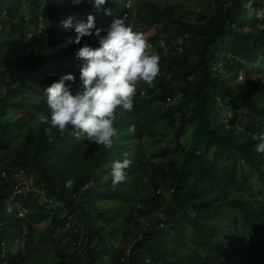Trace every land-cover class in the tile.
Masks as SVG:
<instances>
[{
  "label": "trees",
  "instance_id": "obj_1",
  "mask_svg": "<svg viewBox=\"0 0 264 264\" xmlns=\"http://www.w3.org/2000/svg\"><path fill=\"white\" fill-rule=\"evenodd\" d=\"M250 1L205 0L197 12L108 0L106 15L94 0H0V264H264V153L252 138L264 133V82L253 78L264 71V0ZM80 9L97 27L123 16L156 30L147 40L160 73L138 82L111 149L37 124L41 86L71 73L80 91L75 53L99 47L94 36L65 43ZM125 158L127 179L113 187L111 165ZM21 182L29 193L15 197Z\"/></svg>",
  "mask_w": 264,
  "mask_h": 264
},
{
  "label": "clouds",
  "instance_id": "obj_2",
  "mask_svg": "<svg viewBox=\"0 0 264 264\" xmlns=\"http://www.w3.org/2000/svg\"><path fill=\"white\" fill-rule=\"evenodd\" d=\"M74 2L78 4L81 0ZM107 2L108 0H94L93 7L96 11L103 10L106 15H111L110 9L103 8ZM254 2L255 0L250 1L249 7ZM87 4L91 5V1H87ZM132 4L134 3L129 6ZM257 12L258 10L255 12L256 18ZM61 24L65 29L73 27L72 18L68 17ZM74 30L75 37H67L66 45L80 44L82 38L94 36L99 47L84 44L75 53L83 61L79 75L80 91L72 93L71 85L76 82V77L71 73L55 79L43 90L48 113L39 114L37 124L47 125L45 132L49 135L55 129L61 134L67 132L77 140L85 137L97 146L111 149L119 136L115 123L123 112L133 110L138 82L143 81L151 86L157 78L160 73V56L157 52L150 51L153 46L145 37L150 30H143L144 33L135 31L134 26L127 23L123 16L113 18L106 27H97L94 16L90 14L87 22L76 23ZM177 41L180 53L181 42L177 44ZM159 43L161 47H165L163 40ZM252 138L257 141L256 151L264 153V133L253 135ZM131 163L127 158L112 163L110 177L113 187L126 181V169ZM20 177L25 178L24 175ZM14 180H17L16 176ZM19 184L14 192L15 197L26 194L22 182ZM72 186L71 179L65 182L67 189ZM252 200L249 194L245 202ZM146 225L145 223L144 227Z\"/></svg>",
  "mask_w": 264,
  "mask_h": 264
},
{
  "label": "rangeland",
  "instance_id": "obj_3",
  "mask_svg": "<svg viewBox=\"0 0 264 264\" xmlns=\"http://www.w3.org/2000/svg\"><path fill=\"white\" fill-rule=\"evenodd\" d=\"M142 1V0H141ZM251 1H254V0H251ZM151 2H153V3H156L160 8H164V7H166V6H173V5H182L183 6V8L185 9V10H187V11H197V12H199L200 10H199V6L203 3V2H205V0H151ZM69 7H67V9H68ZM79 11V13H80V16H81V20H82V22H87V17H88V13H86L85 11H83L82 9H80V10H78ZM131 11H132V13H133V15L135 16V18L137 19V20H139L140 19V16L143 14V9H142V7H141V4H133V5H131ZM251 13V12H250ZM68 17H71L72 19H73V16H72V14H67L66 16H65V20L68 18ZM50 28H52V27H50ZM57 29V28H56ZM155 32H156V30L155 29H151L149 32H147L146 34H145V37H146V39H148V38H150V37H152L154 34H155ZM54 36L56 37V38H60L62 35H60V34H54ZM231 56H233V57H239V59H243V56L241 55V54H239V51H237V50H235V51H233L232 53H231ZM254 77H258V78H260L261 80H262V82H264V71L262 72V73H257V74H254V76H253V78ZM245 80H246V76H245V73L244 72H242L241 73V76H239L238 77V80H237V82L238 83H242V82H245ZM144 82L142 81V84H143ZM47 86L46 85H42L41 86V88H42V91H40L39 93L40 94H42L45 98H46V96L44 95V89L46 88ZM23 98V96L22 97H20V98H18V100H21ZM20 113H21V111H20ZM168 130V129H167ZM166 130V127L163 125L162 126V131H167ZM12 132H13V129H11V130H9V131H7V133L9 134V135H11L12 134ZM172 141H174L173 139H171L170 140V144H171V142ZM175 142V141H174ZM172 144H173V142H172ZM171 144V145H172ZM24 193H29V190L28 189H26V191H24ZM17 245L18 244H16L15 246H14V249L17 247ZM52 257H53V255L52 256H47V257H45V258H43V259H41L43 262H48V260L47 259H52Z\"/></svg>",
  "mask_w": 264,
  "mask_h": 264
},
{
  "label": "built area",
  "instance_id": "obj_4",
  "mask_svg": "<svg viewBox=\"0 0 264 264\" xmlns=\"http://www.w3.org/2000/svg\"><path fill=\"white\" fill-rule=\"evenodd\" d=\"M261 1V0H260ZM257 18L258 19H263L264 18V8H261L257 12ZM180 40L177 41V44H180Z\"/></svg>",
  "mask_w": 264,
  "mask_h": 264
}]
</instances>
